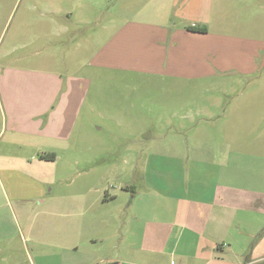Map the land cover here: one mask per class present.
I'll return each instance as SVG.
<instances>
[{"label":"rangeland","instance_id":"1","mask_svg":"<svg viewBox=\"0 0 264 264\" xmlns=\"http://www.w3.org/2000/svg\"><path fill=\"white\" fill-rule=\"evenodd\" d=\"M127 1L0 0V183L8 195L11 180L19 190L24 188L21 182L33 181L20 173L15 160L45 151L39 149L44 138L26 133L37 131L34 123H26L23 116L29 112L22 102L42 98L55 110L64 97L45 90L56 81L75 96L69 108L75 127L69 141L54 152L56 181L54 177V183L41 186L44 202H8L0 185V264H40L41 243H53L54 227L66 225L69 211L84 202L85 194L93 199L117 196L109 209V227L111 233L117 229L119 240L128 215L119 209L151 174L144 164L149 151L166 153L172 143L189 149L188 157L197 148L264 153V0L221 4L224 15L215 13L214 18L234 42L229 53L222 52L221 64L236 67V72L189 84L118 74L96 67L97 61L90 65L104 27L110 25L104 35L110 34L121 20L138 11L139 17L148 18L156 8L150 0H138L134 7ZM238 50L244 53H231ZM25 71L48 72L54 78L21 73ZM27 84H37V90L24 91ZM56 111L53 115L63 114L65 108ZM4 158L8 163L1 165ZM56 203L62 205L64 218L43 214ZM112 211L118 212L114 216ZM45 220L46 234L40 230ZM230 237L241 245L264 243V231L248 235L237 229ZM255 254L260 259L264 251ZM55 259L43 261L56 264Z\"/></svg>","mask_w":264,"mask_h":264},{"label":"crops","instance_id":"2","mask_svg":"<svg viewBox=\"0 0 264 264\" xmlns=\"http://www.w3.org/2000/svg\"><path fill=\"white\" fill-rule=\"evenodd\" d=\"M150 2L156 3V8L148 12V18L139 17L142 14L138 11L132 18L118 22L110 34L104 35L110 25L104 27L101 46L90 65L97 61L96 67L118 74L152 76L186 84L236 72V67L225 66L220 59L222 52L229 53L234 43L214 18L215 13L224 15L221 4H226L225 0ZM127 3L134 7L138 0ZM61 31L68 32L65 26ZM231 53L236 56L244 51ZM21 73L54 78L48 72ZM26 87L37 90V84L23 85L24 91ZM51 90L52 95L58 97L61 93L64 97L55 110L42 98L21 104L29 112L23 116L26 123H34L33 130L37 131L26 133L44 138L39 144L45 146L39 149L48 152L15 160L20 173L33 181L21 182L19 186L24 184V188L19 190L18 184L11 180L9 195L1 181L8 202L41 204L46 199L41 194V186L45 189V185L54 183V177L56 181L58 156L54 152L61 148L62 142L69 141L75 127V117L69 111L75 96L69 86L62 88L58 81L45 91ZM60 107L65 112L53 115ZM170 145L166 153H146L145 170L151 174L144 176L143 186L135 189L129 202L119 209L128 214L119 240H116L117 229L111 233L109 227V209L117 196L105 194L103 199L100 196L93 199L85 194L84 202L79 200L69 211L66 225L53 226V243H41L42 259L56 257V264H256L264 260L263 255L260 259L256 258L257 254L253 255L254 251H264L262 241L241 245L230 240L237 229H243L248 235L264 231V153L226 148L220 154L219 150L197 148L192 151L194 156L188 157L189 149ZM46 154H53L54 160L40 159ZM4 159L1 165L8 163ZM75 164L76 161L72 163ZM125 189L131 187L125 185ZM95 192L99 193V189ZM61 209L62 205L56 203L51 212L43 214L64 218ZM117 212L112 214L115 216ZM239 218L243 219L238 221ZM46 222L41 223L44 234L48 232ZM43 260L40 264H50Z\"/></svg>","mask_w":264,"mask_h":264},{"label":"trees","instance_id":"3","mask_svg":"<svg viewBox=\"0 0 264 264\" xmlns=\"http://www.w3.org/2000/svg\"><path fill=\"white\" fill-rule=\"evenodd\" d=\"M198 31H202L201 29H197ZM40 159L43 160H54V155L53 154H46V155H41Z\"/></svg>","mask_w":264,"mask_h":264}]
</instances>
